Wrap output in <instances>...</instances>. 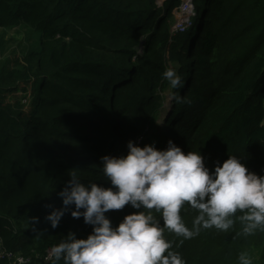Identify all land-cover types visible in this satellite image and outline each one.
<instances>
[{
  "label": "trees",
  "instance_id": "trees-1",
  "mask_svg": "<svg viewBox=\"0 0 264 264\" xmlns=\"http://www.w3.org/2000/svg\"><path fill=\"white\" fill-rule=\"evenodd\" d=\"M192 2L191 28L172 30L168 10L178 0H0V29L19 36L0 40L5 249L33 257L70 231L87 238L82 217L66 213L55 229L45 217L63 206L58 193L72 174L110 187L101 157L126 155L130 140L158 150L172 140L200 151L210 170L237 155L264 175V0ZM176 65L183 87L172 89L168 118L149 134L170 87L162 73ZM136 211L106 216L117 226ZM197 214L181 209L190 230ZM164 237L186 264H239L241 252L264 264V229L245 235L239 220L228 231L201 228L185 239L165 229Z\"/></svg>",
  "mask_w": 264,
  "mask_h": 264
},
{
  "label": "clouds",
  "instance_id": "clouds-1",
  "mask_svg": "<svg viewBox=\"0 0 264 264\" xmlns=\"http://www.w3.org/2000/svg\"><path fill=\"white\" fill-rule=\"evenodd\" d=\"M162 78L171 89L183 87L174 67H166ZM175 99L183 101L179 95ZM101 161L110 187L85 184L72 174L58 193L63 206H48L52 210L45 219L53 229L66 213L82 217L92 229L87 238L78 239L70 231L50 246L53 264H186L165 239V229L185 239L198 235L201 228L228 231L237 220L245 235L264 229V175L249 171L237 155H228L222 164L215 162L210 170L200 151L185 153L172 140L164 150L155 142L141 147L130 140L126 155H105ZM126 205L139 211L113 226L106 213ZM182 208L198 213L192 230L182 219ZM152 210L159 213V220ZM238 260L252 264L247 252Z\"/></svg>",
  "mask_w": 264,
  "mask_h": 264
},
{
  "label": "rangeland",
  "instance_id": "rangeland-1",
  "mask_svg": "<svg viewBox=\"0 0 264 264\" xmlns=\"http://www.w3.org/2000/svg\"><path fill=\"white\" fill-rule=\"evenodd\" d=\"M167 0H157L159 6H162ZM179 3L176 6L169 7V14L172 16L171 29L172 30H185L191 28L192 18L194 17L196 10L198 8L193 7L192 0H178ZM198 26H196L197 28ZM16 29H0V40L1 39H10L19 37L15 33ZM176 71L179 69V66H175ZM162 95L165 97L164 109L159 111L156 114L155 118V130H151L149 134H154L156 131L163 125V122L168 118L170 112V105L173 100V93L170 87H167ZM173 123V122H171ZM149 134L142 133L139 137H148Z\"/></svg>",
  "mask_w": 264,
  "mask_h": 264
},
{
  "label": "built area",
  "instance_id": "built-area-1",
  "mask_svg": "<svg viewBox=\"0 0 264 264\" xmlns=\"http://www.w3.org/2000/svg\"><path fill=\"white\" fill-rule=\"evenodd\" d=\"M50 248H47L44 254H36L33 257H26L20 252H12L5 249L2 239L0 238V258L4 257L9 264H49L52 261L50 257Z\"/></svg>",
  "mask_w": 264,
  "mask_h": 264
},
{
  "label": "bare ground",
  "instance_id": "bare-ground-1",
  "mask_svg": "<svg viewBox=\"0 0 264 264\" xmlns=\"http://www.w3.org/2000/svg\"><path fill=\"white\" fill-rule=\"evenodd\" d=\"M45 264H46V262H45Z\"/></svg>",
  "mask_w": 264,
  "mask_h": 264
}]
</instances>
